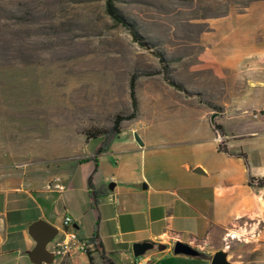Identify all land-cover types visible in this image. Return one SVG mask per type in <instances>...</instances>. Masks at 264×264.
Returning a JSON list of instances; mask_svg holds the SVG:
<instances>
[{"label":"rangeland","instance_id":"1","mask_svg":"<svg viewBox=\"0 0 264 264\" xmlns=\"http://www.w3.org/2000/svg\"><path fill=\"white\" fill-rule=\"evenodd\" d=\"M113 1L130 27L110 16L106 0H0V180L28 169L31 161L77 152L83 126L129 113L133 73L140 114L133 122L122 121V140L132 138L131 127L138 135L161 128L186 133L189 124L207 123L206 108L218 121L219 83L226 77L213 65L201 34L213 18L264 0ZM224 120L241 128L237 118ZM100 141L95 137L85 149ZM44 164L52 161L36 165L40 173ZM37 179L45 181L43 175ZM262 227L252 229L245 220L230 229L214 226L207 237L189 243L201 255L171 253L157 264H211L216 251L231 264H264ZM95 264H104L100 256Z\"/></svg>","mask_w":264,"mask_h":264},{"label":"crops","instance_id":"2","mask_svg":"<svg viewBox=\"0 0 264 264\" xmlns=\"http://www.w3.org/2000/svg\"><path fill=\"white\" fill-rule=\"evenodd\" d=\"M201 41L226 77L219 83L222 93L217 102L223 107L217 122L226 134L219 137L214 130L209 108L206 124H189L182 134L166 128L140 133L142 144L135 139V127L132 138L122 140V125L120 134L97 155L96 167L94 156L101 141L88 151L85 146L94 138L87 139L82 129L110 127L114 116L107 123L83 126L77 133V152L49 155L37 164L31 161L28 169L14 170L9 179L0 180V264H76V260L88 264L85 251L54 254L50 263H36L30 257L36 242L29 225L45 219L58 228L57 237L69 228L63 222L66 215L72 216L81 238L96 234L102 250L124 264L147 259L148 264H157L174 253L177 240L193 243L207 237L214 226L230 229L240 220L250 222L252 229L262 224L259 234L264 239V185L249 183V176H264V113L259 116L264 112V1L213 18ZM170 92L195 101L178 90ZM254 111L257 116L251 117ZM139 114L140 110L127 122ZM226 117L237 118L241 128L229 127ZM221 140L230 150H244L246 161L220 151ZM46 160L52 164H44L40 173L36 165ZM198 167L202 171H196ZM39 175L44 182L37 179ZM91 175L94 186L105 190L95 200L89 193ZM143 240L154 246L134 259L132 246ZM51 245L52 241L49 250ZM92 256L97 263L99 252L93 250Z\"/></svg>","mask_w":264,"mask_h":264},{"label":"trees","instance_id":"3","mask_svg":"<svg viewBox=\"0 0 264 264\" xmlns=\"http://www.w3.org/2000/svg\"><path fill=\"white\" fill-rule=\"evenodd\" d=\"M106 11L110 14V16L116 20L117 22H120L128 27H130V24L126 21L124 16L119 12L118 8L114 4L113 0H106ZM134 37L138 39V35L136 32H133ZM136 73H133L131 75V78L129 80V94L131 98V105H132V110L129 113H117L114 116L113 123L110 127H100V126H92L89 128L84 129V134L87 139L90 138H95V137H102L101 144L98 146L95 152L94 160L96 162V167H97V155L106 150L110 143L116 138L120 132L122 131V121L126 119H133L138 115L139 112V105H138V99L136 96ZM174 84V83H173ZM178 89H181L180 86H176ZM210 106H216L213 102L209 101L208 102ZM212 125L215 131H217L219 134V137H222L223 135L226 134L224 127L222 124L218 123L213 117H212ZM218 149L220 151H225L230 154L242 156L245 161L247 159V154L244 150H241L239 153H235L231 151L227 145L221 140ZM249 183L250 184H257V185H264V176L263 177H254V176H249ZM89 193L92 196V198L95 200L98 195L101 193H104L105 190L102 188H96L92 182V175L89 178ZM89 243L93 244V250L98 251L100 254V257L103 261L104 264H124L121 262H116L112 257L107 255L101 247V243L99 241V238L97 237L96 234H93L91 237H89ZM91 249H87L86 253L88 255L89 263L90 264H95L94 257L92 256V251ZM139 258V257H136Z\"/></svg>","mask_w":264,"mask_h":264},{"label":"water","instance_id":"4","mask_svg":"<svg viewBox=\"0 0 264 264\" xmlns=\"http://www.w3.org/2000/svg\"><path fill=\"white\" fill-rule=\"evenodd\" d=\"M136 140L142 144L139 135L135 134ZM196 171H202L200 167ZM146 187V184H144ZM29 233L35 240V246L30 251L31 259L36 263H50L54 258V253L47 247L58 233V228L46 221L45 219H38L29 225ZM154 246V242L150 240L137 241L133 244V254L135 257L144 255L149 249ZM173 251L175 254H184L189 256H199L201 252L182 240H177L174 243ZM211 264H231L226 258L223 251H216L211 259Z\"/></svg>","mask_w":264,"mask_h":264},{"label":"built area","instance_id":"5","mask_svg":"<svg viewBox=\"0 0 264 264\" xmlns=\"http://www.w3.org/2000/svg\"><path fill=\"white\" fill-rule=\"evenodd\" d=\"M58 181L59 178H56ZM55 186H59L58 183ZM66 226H69L64 230L62 235H58L52 240V245L50 250L55 255H62L66 253L76 251H87L90 247H93L92 243H89V238H81L77 233L76 229L73 227V218L70 215H66L63 220Z\"/></svg>","mask_w":264,"mask_h":264},{"label":"bare ground","instance_id":"6","mask_svg":"<svg viewBox=\"0 0 264 264\" xmlns=\"http://www.w3.org/2000/svg\"><path fill=\"white\" fill-rule=\"evenodd\" d=\"M231 235V234H230ZM232 236H237V233L233 232L232 233ZM263 238V237H262Z\"/></svg>","mask_w":264,"mask_h":264}]
</instances>
